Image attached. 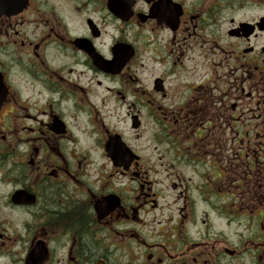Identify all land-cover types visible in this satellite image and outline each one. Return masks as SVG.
Here are the masks:
<instances>
[{
	"label": "flooded vegetation",
	"instance_id": "obj_1",
	"mask_svg": "<svg viewBox=\"0 0 264 264\" xmlns=\"http://www.w3.org/2000/svg\"><path fill=\"white\" fill-rule=\"evenodd\" d=\"M0 264H264V0H0Z\"/></svg>",
	"mask_w": 264,
	"mask_h": 264
},
{
	"label": "rangeland",
	"instance_id": "obj_2",
	"mask_svg": "<svg viewBox=\"0 0 264 264\" xmlns=\"http://www.w3.org/2000/svg\"><path fill=\"white\" fill-rule=\"evenodd\" d=\"M161 156V158L158 160V162H166V163H169L171 161V155L170 154H166V153H163V152H160L158 150V153H152V158L155 159V161L157 160V158ZM164 173L162 170L160 171H157L156 174H154V178L155 179H158L160 182V188L162 189V192L164 193V195H168L166 200H170V196L172 194H176V192H173L171 191L170 188L167 187L166 185V182L165 180L163 179L164 178Z\"/></svg>",
	"mask_w": 264,
	"mask_h": 264
}]
</instances>
